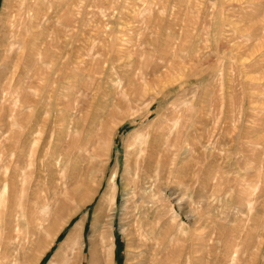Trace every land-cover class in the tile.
Listing matches in <instances>:
<instances>
[{"label":"rangeland","instance_id":"1","mask_svg":"<svg viewBox=\"0 0 264 264\" xmlns=\"http://www.w3.org/2000/svg\"><path fill=\"white\" fill-rule=\"evenodd\" d=\"M41 2L0 264H264V0Z\"/></svg>","mask_w":264,"mask_h":264},{"label":"bare ground","instance_id":"2","mask_svg":"<svg viewBox=\"0 0 264 264\" xmlns=\"http://www.w3.org/2000/svg\"><path fill=\"white\" fill-rule=\"evenodd\" d=\"M41 3V0H4L3 9L0 12V161L7 153L6 77L8 65L10 64V58L17 51L19 45L25 46L28 38L36 35L37 30H33V28L49 19V16L46 15L47 12L46 14L45 11L44 13L41 12ZM98 221L97 223L100 226L101 223ZM101 230H103V227ZM101 230H99V233L104 240L105 231ZM105 243L104 241L103 244Z\"/></svg>","mask_w":264,"mask_h":264}]
</instances>
